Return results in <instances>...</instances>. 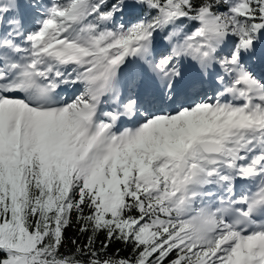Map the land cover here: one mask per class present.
<instances>
[{"label":"snow or ice","instance_id":"snow-or-ice-1","mask_svg":"<svg viewBox=\"0 0 264 264\" xmlns=\"http://www.w3.org/2000/svg\"><path fill=\"white\" fill-rule=\"evenodd\" d=\"M258 48L264 0H0V264H264Z\"/></svg>","mask_w":264,"mask_h":264},{"label":"bare ground","instance_id":"bare-ground-1","mask_svg":"<svg viewBox=\"0 0 264 264\" xmlns=\"http://www.w3.org/2000/svg\"><path fill=\"white\" fill-rule=\"evenodd\" d=\"M20 2H21L22 5L26 4L24 0H20ZM24 12H25V20L28 23V25L31 26V21L33 19L32 10L25 7L24 8ZM161 46H163V45H161ZM262 55H264V53H262L261 50L258 48L256 58H257V61H259V63L256 62L255 63V67H257V70L259 71V73L263 72V70H264V69L263 70L261 69L262 66L264 65V59H260V57ZM258 68H260V69H258ZM185 72H186V75L192 76V75H194L197 72V68H196V66L194 64H189L185 68ZM258 77H262V76H258ZM205 87L207 88V85H205ZM72 91H73V89H68V91L65 94L71 95ZM208 91H209V94H211V89H208Z\"/></svg>","mask_w":264,"mask_h":264},{"label":"trees","instance_id":"trees-1","mask_svg":"<svg viewBox=\"0 0 264 264\" xmlns=\"http://www.w3.org/2000/svg\"><path fill=\"white\" fill-rule=\"evenodd\" d=\"M160 35L163 36L161 33ZM78 236V234L75 232L74 228H69L66 230V237L68 240L75 239ZM81 240H83V237H80ZM113 250H118L121 255L127 256L131 254L130 249L125 248L122 244L120 243H115L112 245Z\"/></svg>","mask_w":264,"mask_h":264},{"label":"rangeland","instance_id":"rangeland-1","mask_svg":"<svg viewBox=\"0 0 264 264\" xmlns=\"http://www.w3.org/2000/svg\"><path fill=\"white\" fill-rule=\"evenodd\" d=\"M160 44L161 45H163L164 44V40H162L161 42H160ZM256 62H258L259 63V61H257V58L256 57H254L253 58V60H252V70L256 73V75L257 76H262V77H264V65L262 66V70H263V72H261V73H259V71L257 70V67H255V63ZM258 69H260V68H258Z\"/></svg>","mask_w":264,"mask_h":264}]
</instances>
